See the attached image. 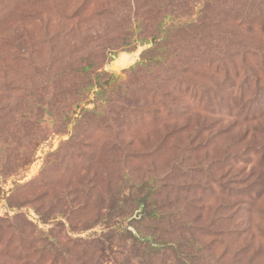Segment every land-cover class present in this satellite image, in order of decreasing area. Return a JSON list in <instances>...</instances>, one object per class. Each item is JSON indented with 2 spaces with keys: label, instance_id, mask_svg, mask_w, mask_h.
I'll return each instance as SVG.
<instances>
[{
  "label": "rangeland",
  "instance_id": "1",
  "mask_svg": "<svg viewBox=\"0 0 264 264\" xmlns=\"http://www.w3.org/2000/svg\"><path fill=\"white\" fill-rule=\"evenodd\" d=\"M0 264H264V0H0Z\"/></svg>",
  "mask_w": 264,
  "mask_h": 264
},
{
  "label": "bare ground",
  "instance_id": "2",
  "mask_svg": "<svg viewBox=\"0 0 264 264\" xmlns=\"http://www.w3.org/2000/svg\"><path fill=\"white\" fill-rule=\"evenodd\" d=\"M116 64L119 65V67L124 66L125 65V60L124 59H118L116 61Z\"/></svg>",
  "mask_w": 264,
  "mask_h": 264
},
{
  "label": "water",
  "instance_id": "3",
  "mask_svg": "<svg viewBox=\"0 0 264 264\" xmlns=\"http://www.w3.org/2000/svg\"><path fill=\"white\" fill-rule=\"evenodd\" d=\"M111 68L114 69V70H117L119 67V65L116 64V62L112 63L111 64Z\"/></svg>",
  "mask_w": 264,
  "mask_h": 264
},
{
  "label": "trees",
  "instance_id": "4",
  "mask_svg": "<svg viewBox=\"0 0 264 264\" xmlns=\"http://www.w3.org/2000/svg\"><path fill=\"white\" fill-rule=\"evenodd\" d=\"M177 22L180 23L179 20H177Z\"/></svg>",
  "mask_w": 264,
  "mask_h": 264
}]
</instances>
